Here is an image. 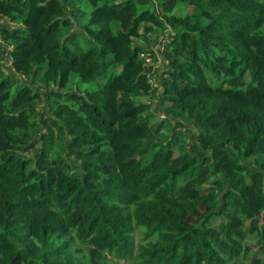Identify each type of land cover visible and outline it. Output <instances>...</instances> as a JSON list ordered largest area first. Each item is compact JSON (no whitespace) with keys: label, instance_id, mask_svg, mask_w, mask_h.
I'll return each mask as SVG.
<instances>
[{"label":"trees","instance_id":"obj_1","mask_svg":"<svg viewBox=\"0 0 264 264\" xmlns=\"http://www.w3.org/2000/svg\"><path fill=\"white\" fill-rule=\"evenodd\" d=\"M251 236L264 0H0V264H242Z\"/></svg>","mask_w":264,"mask_h":264},{"label":"rangeland","instance_id":"obj_2","mask_svg":"<svg viewBox=\"0 0 264 264\" xmlns=\"http://www.w3.org/2000/svg\"><path fill=\"white\" fill-rule=\"evenodd\" d=\"M190 13H191V9L188 8L187 6H184V5L178 6L176 11H175V14L178 17H185V16H187ZM161 48L164 49V47H161ZM165 49H166V47H165ZM4 52H6V50ZM5 54L6 53H4L3 56H5ZM4 60H2L1 64H3L4 68H7L9 66L8 65L9 61L7 59H4ZM248 81H249V77H246V82H248ZM87 87L88 88H96V85L95 84H93V85H83L81 90L84 91V90H86ZM43 100L44 101L42 102V104L39 105V107L36 108V112L38 114L37 121L39 120L40 117H42L43 119L46 118L45 117L46 114L42 115L43 113H46V110L48 108V107H46L45 96H43ZM155 120H157L156 117H155ZM191 131H194V130H191ZM173 151H174V156H176L177 155L176 149H174ZM189 175H182V177L179 178L177 181H170L172 184L168 183L166 185V189H169L168 191L173 193V191L176 188V186L184 184V182H186L189 179ZM208 189H209V185L203 186L202 189H201V193L205 194L208 191ZM203 210H204V207L201 204H196L194 206V211L197 212L198 215H201L203 213ZM220 223H221V219L217 218V219L212 221L210 226L211 227H217ZM133 240H134V246L139 243V234L138 233L134 234ZM244 244H245L246 247H248L250 249L249 252H248V256H247L246 259L240 257V258L237 259V261L242 262V264H254L255 260L260 259L261 262H264V256H262V254H259V247L257 246L256 238L251 236L248 239H246ZM77 246H78V244L75 243L74 247L77 248ZM83 253H86V252L82 251V254ZM109 259L111 260L112 258H109ZM132 263L131 262H126V261H121V260L118 261L116 259H112V264H132Z\"/></svg>","mask_w":264,"mask_h":264},{"label":"built area","instance_id":"obj_3","mask_svg":"<svg viewBox=\"0 0 264 264\" xmlns=\"http://www.w3.org/2000/svg\"><path fill=\"white\" fill-rule=\"evenodd\" d=\"M173 36L174 34L169 29L158 35L155 40V45L151 52L142 54L141 58H143L147 64H152V57L154 54L156 58L155 66L158 69V66L162 63L161 55L164 53L165 47L168 45ZM161 47H164V49H162ZM149 82L153 84V87H156V83L153 78H151ZM161 119H165V116H161Z\"/></svg>","mask_w":264,"mask_h":264}]
</instances>
